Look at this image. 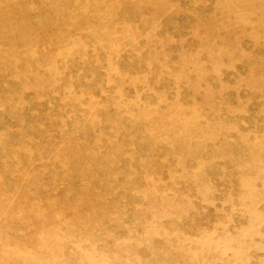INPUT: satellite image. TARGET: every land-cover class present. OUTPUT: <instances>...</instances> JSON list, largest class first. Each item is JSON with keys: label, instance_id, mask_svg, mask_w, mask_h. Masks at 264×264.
Returning <instances> with one entry per match:
<instances>
[{"label": "rangeland", "instance_id": "374dc122", "mask_svg": "<svg viewBox=\"0 0 264 264\" xmlns=\"http://www.w3.org/2000/svg\"><path fill=\"white\" fill-rule=\"evenodd\" d=\"M0 264H264V0H0Z\"/></svg>", "mask_w": 264, "mask_h": 264}]
</instances>
